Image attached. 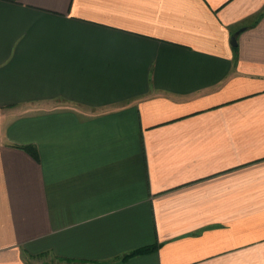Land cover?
Segmentation results:
<instances>
[{
	"label": "crops",
	"instance_id": "obj_1",
	"mask_svg": "<svg viewBox=\"0 0 264 264\" xmlns=\"http://www.w3.org/2000/svg\"><path fill=\"white\" fill-rule=\"evenodd\" d=\"M0 264H264V0H0Z\"/></svg>",
	"mask_w": 264,
	"mask_h": 264
},
{
	"label": "trees",
	"instance_id": "obj_2",
	"mask_svg": "<svg viewBox=\"0 0 264 264\" xmlns=\"http://www.w3.org/2000/svg\"><path fill=\"white\" fill-rule=\"evenodd\" d=\"M24 149L27 150L28 152H30L33 156H36V151H35V148L33 146H26V147H24ZM153 249H154L153 247H146L143 249H139V250H136V251H133V252H130V253L124 255L123 259H126V258L131 257V256H135L137 254H143V253L149 252ZM57 260L67 262V263L71 262L70 260H67V259L57 258Z\"/></svg>",
	"mask_w": 264,
	"mask_h": 264
},
{
	"label": "water",
	"instance_id": "obj_3",
	"mask_svg": "<svg viewBox=\"0 0 264 264\" xmlns=\"http://www.w3.org/2000/svg\"><path fill=\"white\" fill-rule=\"evenodd\" d=\"M232 44L234 45L235 44V39L233 38V40H232Z\"/></svg>",
	"mask_w": 264,
	"mask_h": 264
}]
</instances>
